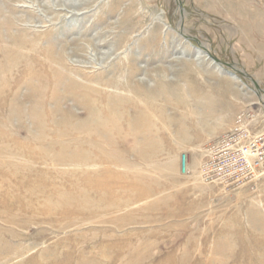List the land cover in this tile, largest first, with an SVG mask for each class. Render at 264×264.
Returning <instances> with one entry per match:
<instances>
[{
	"label": "rangeland",
	"instance_id": "1",
	"mask_svg": "<svg viewBox=\"0 0 264 264\" xmlns=\"http://www.w3.org/2000/svg\"><path fill=\"white\" fill-rule=\"evenodd\" d=\"M236 22L258 49L264 0H0V264H264V163L202 173L264 137ZM218 71L259 98L206 140L190 91Z\"/></svg>",
	"mask_w": 264,
	"mask_h": 264
},
{
	"label": "crops",
	"instance_id": "2",
	"mask_svg": "<svg viewBox=\"0 0 264 264\" xmlns=\"http://www.w3.org/2000/svg\"><path fill=\"white\" fill-rule=\"evenodd\" d=\"M231 5H233L232 16L239 20L241 15L235 2H231ZM236 27L239 29L240 35L242 34V30L245 31L241 36L245 38L248 45L254 42L255 39L251 34H253L255 28L259 29L258 25L255 27V25L249 22H236V25L233 27L234 30H236ZM249 31L251 34L246 33ZM257 47L258 49H254L251 48L250 45L247 55L252 58L254 55L256 61L264 62V43L259 42ZM245 57L248 58L247 56ZM256 76L261 79L264 77L258 74ZM237 78L234 75L218 71L208 81L211 85L195 86V88L190 91L191 94L195 95L196 136H201V138L205 137L206 140L215 138L232 129L241 113H249V108L254 103L253 97H255L256 94H253L252 91L248 87L246 88L244 83ZM256 98L258 99L259 97L256 96Z\"/></svg>",
	"mask_w": 264,
	"mask_h": 264
},
{
	"label": "built area",
	"instance_id": "3",
	"mask_svg": "<svg viewBox=\"0 0 264 264\" xmlns=\"http://www.w3.org/2000/svg\"><path fill=\"white\" fill-rule=\"evenodd\" d=\"M241 133L242 131L235 129L223 140L218 141L217 148L222 145L221 149L228 147L232 152L223 154V159L216 160L214 156L210 157L202 166L205 178L213 179L216 174L238 178L239 175L250 172L251 163L248 155L253 156L255 163H264V137L257 136L247 145H241ZM182 168L184 171L187 170L185 156L182 157Z\"/></svg>",
	"mask_w": 264,
	"mask_h": 264
},
{
	"label": "water",
	"instance_id": "4",
	"mask_svg": "<svg viewBox=\"0 0 264 264\" xmlns=\"http://www.w3.org/2000/svg\"><path fill=\"white\" fill-rule=\"evenodd\" d=\"M208 56H209V54H208ZM210 57V56H209ZM215 62H217V63H221V62H219L217 59H215V58H212Z\"/></svg>",
	"mask_w": 264,
	"mask_h": 264
},
{
	"label": "bare ground",
	"instance_id": "5",
	"mask_svg": "<svg viewBox=\"0 0 264 264\" xmlns=\"http://www.w3.org/2000/svg\"><path fill=\"white\" fill-rule=\"evenodd\" d=\"M198 56V55H197ZM200 56V55H199ZM216 59V58H215ZM219 61V60H218ZM220 64H223V63H220ZM232 75V74H231Z\"/></svg>",
	"mask_w": 264,
	"mask_h": 264
}]
</instances>
